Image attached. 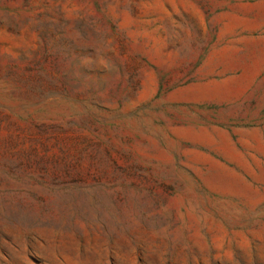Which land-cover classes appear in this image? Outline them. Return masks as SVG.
I'll return each mask as SVG.
<instances>
[{"label": "rangeland", "instance_id": "374dc122", "mask_svg": "<svg viewBox=\"0 0 264 264\" xmlns=\"http://www.w3.org/2000/svg\"><path fill=\"white\" fill-rule=\"evenodd\" d=\"M0 264H264V0H0Z\"/></svg>", "mask_w": 264, "mask_h": 264}]
</instances>
